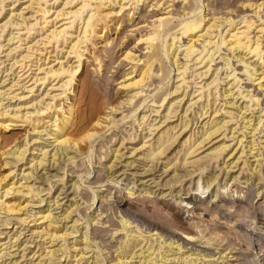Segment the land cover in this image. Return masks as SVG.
Returning a JSON list of instances; mask_svg holds the SVG:
<instances>
[{
  "label": "bare ground",
  "instance_id": "6f19581e",
  "mask_svg": "<svg viewBox=\"0 0 264 264\" xmlns=\"http://www.w3.org/2000/svg\"><path fill=\"white\" fill-rule=\"evenodd\" d=\"M2 1L4 2L5 0H2ZM56 1H59V0H56ZM129 1L130 2L133 1L132 4H134V6H132L131 8L132 9L131 13L133 10L135 11V8H136L135 6L137 4L140 5V3H142L141 5H144L147 2L150 4L149 6L151 10L147 12V15H141L138 18L139 20L132 24L134 28L136 27L135 28L136 30H141L142 32L143 31L146 32V33L141 34L140 38L138 39V42L136 43L144 47H142V49H139V53L138 52L134 53L133 51L129 50L124 53V56L122 58L118 57L115 59V51H116L114 49L115 39L112 38L108 40L106 38L107 29L109 28L106 22L111 16L114 15V11L106 12V9L108 8L107 7L108 5L119 4L117 7V9L119 10L115 13L117 15L119 12L121 13V11L125 9V7L127 8L126 3L127 4L129 3L128 0H67L63 2L65 4L63 9L60 8L61 10L59 9L55 11V13L57 14L54 17H52L54 14H51L53 8H50V6L54 3L50 4V0H31L29 8L31 6L33 9V6H38L36 7L38 9L34 11L36 12L34 15L35 17L39 16V15L37 16V14H40L42 16V18L41 16L39 18L44 19V20H41L44 22L43 23L44 26L41 25L43 28L42 29L40 27L39 28L41 29V31H44L43 33H46V35L43 38L41 37L42 39H39V40L36 39L37 41L36 40L35 41L39 44L40 40H45L46 42L45 41L43 42L46 43V46L48 45L47 47L51 48V49L46 48L44 49V51H41L43 52L41 56L45 55L44 54L45 50H47L46 53L48 54V57H47L48 60H50L51 56H55L56 58L54 60L53 58H51L52 60L50 61L46 60L47 62H43L42 58L44 57L34 58L33 57L34 55L31 54L32 55L31 56L29 54L30 52L28 54L26 53L25 55H22L23 56L22 59L15 61L14 63V65L17 63H20L21 64L20 67H22L21 70L19 71L20 75L19 73L18 75H19V79L21 80V84L22 82L24 83L22 85H20L19 83L20 86L18 89H22L23 92L27 91L28 94L30 92H32L30 94H33L35 90V86L33 87L32 85L36 84L39 81L40 82L42 81L44 85L45 81L47 82V80L49 81L52 78L53 82L55 83L51 85V87H49L50 91L52 90V91L59 92V90H61L62 92L52 93V92L46 91L47 93L46 95L47 96L49 95V98L51 97L50 99L52 101V102L47 101L48 103L42 100L43 97L40 95L42 97L41 99L42 102L44 101L43 103H46L45 107H43L44 105L41 106L39 101L38 102L41 107L38 106V104L36 103L37 100H35L36 101L35 103L31 101V105L28 104V106H32L34 104L38 108V109L33 108L36 110L33 112H30V111L23 112L22 110L23 106L20 107L19 105L18 106L15 105V108H13L14 107L13 106L12 108L15 110L10 111L11 109H6V106L4 105V102H5L4 99L0 98V122H2L0 123V127L5 128L6 130L7 129L11 130L12 128H9V127L11 126L14 127L15 124L17 125L19 122L20 123L22 122L21 124H24V123L25 124L28 123L29 125L32 124V128H30L32 130V133H39V132L45 133L47 131L48 133L46 132V135L50 136L49 138L54 139V140L52 139L53 140L52 143L54 144L56 143L55 144L56 151L53 152V154H51V157H53V161H54L53 165L56 163V161L58 162L59 159L63 158L61 157V153H63L62 155H64L65 153V155L68 156L67 158H69V160H72L74 162H76V159L78 156H79L78 158H80V156H83V160L84 159L88 160L92 169H90L89 168L90 166H89L85 171L81 170L80 172H78V178H79L78 180L83 181L84 182L83 184H86L87 182V180H84V178H86L84 173H87V176H89L87 177V179H89L91 174L93 173V165H94L93 153L97 151L96 153L99 155V157H103V156L107 157V154H109V152H108V149L104 151V147L109 145V143L113 140V138L117 137L119 134V132L114 131L112 132L109 140L105 141L103 138L104 136L107 137V135H104V133H107V131L113 127H116V126L120 127V125L124 123H131V126L133 128L134 127L136 128V123H138L139 126H142V124H144L145 127L147 128L149 127V129L153 131L154 134H155V131L158 130L156 134L158 135V137L156 136L157 139L154 142H151L150 144H148L147 148L145 147L146 150L148 149V151L146 152L148 153L146 157H152L154 159L158 158V161H159V158L161 159L162 156L167 154V151L170 149V147L174 145V143L177 142L179 136L183 133V131L187 130L189 126H190V129L184 134V136L185 135L187 136L184 138L183 146L181 149V150H185L184 161H186V163L190 162L191 160L190 158H193V157L195 158L196 156L204 153L206 150H209L206 157L211 156L212 158L214 159L216 158L218 160L220 157L223 156L222 157L223 163L224 165L227 164V167L230 166L228 161H226L227 156L232 157L234 155L233 157L237 158L236 163H238V161L242 158L245 152H247V150L249 153L253 154L252 151L253 150L255 151L256 146L263 143L262 137L260 136L256 137V136L257 134H260L261 132L264 131L263 130V127H264V15L261 14V11H264V0H255L254 2L253 0H238V1H233V0H129ZM216 1L218 2L217 4L214 3ZM239 2H242V4L238 5ZM36 3L38 5H34ZM70 5H74V6L72 7ZM112 7H110V9ZM233 7H239V8L241 7L242 9H245V10H242V9L240 10L239 8H238L239 10H237L236 8H234L235 9L234 10ZM68 8L70 9L68 10ZM248 10H251L252 12H254L258 16V18L249 17V15L246 14ZM20 12H19V15H22V11ZM122 12L124 13V11ZM239 17L241 18L240 22L244 24L237 22V18ZM131 19L132 18L130 17V20ZM141 19H144L145 21L142 22ZM78 21L79 22L81 21V24L83 23V25L81 26V24L78 23V25L80 24L81 27L77 25L79 28H77L74 31V28L76 27L75 26L76 22ZM10 22L13 23L12 19L8 20L5 26H7V23L10 24ZM14 22L16 21L14 20ZM19 23L21 22H17L14 24L19 25ZM123 23H124V20L120 21L119 23L120 25H118V29L121 28V25H123ZM22 24H24V22ZM32 24L35 26L38 24V22L37 24L36 23H32ZM20 27L19 29L23 30ZM32 29L33 28H31V30ZM131 34L132 33H130V35ZM127 35L129 34L125 33L124 36L127 37ZM95 36H98L99 39L105 38V40H103L105 44H103L102 46L103 48L102 53H103L104 58L109 57L108 60H104L107 62L106 64L103 62V57L101 56V54H97V53L94 54V50L92 53L90 51V49L92 48L91 45L93 44L92 41L94 42L93 38ZM9 39L12 41L14 37L12 36ZM18 39L20 42L24 40L21 37H18ZM185 39H187L188 42L185 43V41H187ZM122 40L123 39H121L120 41ZM170 40H172V42H170ZM201 41L203 43L202 50L199 48V46L197 47V45H199ZM36 42L33 43L35 46L37 44ZM63 43L64 45L66 43L69 44L68 45L69 50L66 51L68 54L66 56L64 55V58L66 59L63 58L64 60H60L59 54L58 56L55 54L53 55V52L57 53L58 51H63L65 47L63 46ZM61 45L63 46V48L59 50ZM30 47H28L27 49H29ZM35 48L37 49V47ZM179 49H181V54L185 52V57L187 59L194 56L195 54V56L192 57L191 62L192 60L196 58L197 59L195 60L196 65L198 64L197 65L198 67L199 65H201L200 68L206 69L204 71L202 70L200 74L198 73V76L200 75V78L205 77L212 70L213 72L211 74L215 75L214 78L210 76L213 79L209 83L206 81L208 83V85L207 84L206 85H207V91L209 93L202 91L203 89H205L204 87L206 86H204L202 90L200 88L201 93L196 96V98H199L197 101L195 100L196 102L201 100L207 94H208L207 95L208 97L211 96L212 91H214V89L216 88L219 89L217 85V87L215 88L213 87L214 89H212L211 91L210 85L212 88L213 84H217L219 82L218 79L221 77V74H220L221 70L224 69L225 67L227 69L226 77L230 78V81L228 82L229 85L236 84V87L239 88V94L237 93L238 96L240 95L244 97L245 100L246 98H248L246 109L247 110L249 109L247 106L252 107L253 105H255L257 109L260 110L261 112L259 113V116L257 118H253L254 113H255L253 111H252L253 115L249 119H247L243 115L242 119H243V123L245 122L244 123L245 125L240 126V128H238V126L237 127L234 126L235 128H233L232 130L231 127H228L229 126L228 123L230 122L231 124V121H233L234 119H227L226 117H224L223 119L221 118V121H219L220 116H216V115H219L220 110L223 108V107L218 108L217 102H219L218 101L219 98L217 96H220V95L223 96L225 93L220 94L219 92L220 95L217 94L216 96V94L213 92L215 96L213 95L214 97L213 96L211 97L214 98V103L208 100L207 105L205 106L202 105L201 110L197 113V115L200 114L198 115L199 117H196L195 119V120H198V122H199V118H202V116L207 115L205 119L206 118H209V119L207 122L204 123L202 127L203 131H202L201 136L197 137L198 136L197 135L195 137L196 133H199L200 131L199 129L198 131L196 130L198 128L197 126L194 130H192L193 129L192 126L194 123V121L192 120L193 118L191 119L189 117V120H188L187 119L188 115L184 116L183 114L182 116L179 115L181 116L179 117L177 114L181 106L177 109L176 104H178L179 106L180 103L184 100V98L179 95L181 98L178 99L179 96L176 94L172 98L169 97L173 93H179V90L182 89L183 86L185 85L187 86V84H189L188 83L189 81H187V78H186L187 77L186 74H187V70L191 68L190 65L188 67V64L190 61L187 62L188 60L185 59L187 61L184 60L185 62H182L183 63L182 67L181 68L178 67L179 72H178L177 81L178 83L180 82V84H178L176 89H174V91L172 90L163 91L164 86H166L171 81L172 74L174 71V69H170L169 71L163 73L164 71L163 64L168 62L169 64H171V67L173 65L181 66V64H179L181 62V61L179 62V55H181L178 52ZM223 49H226L229 53L225 52L226 54L223 55L222 53L224 52H221ZM41 50H42V47H41ZM236 51L239 54L237 56L235 55L237 53ZM231 52L233 55L230 54ZM96 54L97 56H95ZM89 58L93 60L91 64L92 65L95 64L97 66L96 68L94 66L95 70L92 68L95 71L93 72L97 73L96 78L89 77L87 79L85 77H82V73L87 72L86 63H88V61L90 60ZM218 58L219 59L221 58L225 63L224 64H222L223 62L217 63L216 61ZM234 58H237L238 60L235 62ZM117 59H119L118 62H117ZM125 61H128L129 64H132L131 67L129 68L130 70L125 73L126 80H124L123 83H120L122 85L119 84L120 85L119 88L122 87L125 90V94L120 97L119 101L113 102V98L115 97L116 93L110 89V82L113 80V77L110 75V72H113V67L115 63L116 64L118 63V65L120 66ZM33 65H35L36 67H33ZM57 65L59 67L56 68ZM214 65L217 67L213 69ZM27 67L29 68L27 69ZM102 67H104L103 68L104 71H102ZM33 69L36 70L35 75H32L34 71ZM41 74H44V75L42 76ZM204 74L205 76H203ZM31 80L33 82H31ZM231 81L233 82L230 83ZM195 83L197 82L195 81ZM152 86L154 88H151ZM233 87H235V85ZM12 88L13 87H11V89ZM197 91H199V89ZM229 91H232V90L229 89ZM64 92L65 93L69 92V94L64 96L65 95ZM232 92L231 93L229 92V94L233 95L234 93ZM1 94H2V91H0V95ZM17 95L18 94L15 95L14 93V96L13 95L12 96L13 97L16 96L17 98ZM22 95L23 96L20 95L19 98L24 99V98L29 97L28 95H24V94ZM226 95H228V93H226ZM95 96L101 97V101H99V103L97 102L93 103L94 101L93 102L91 101V99L94 100ZM8 97L10 98V96ZM62 97H63V100H61L60 103L58 104L56 101ZM227 97H229V95ZM193 99H191L190 101L192 102ZM65 100L66 101L70 100L68 105H66L67 103ZM195 101L192 104H195L196 103ZM228 101L225 100V103H227ZM149 102H151V105H149ZM231 103H233V101L230 102L229 104L231 105ZM79 105H82L84 109L82 108L83 110L78 111L77 107ZM213 105H216V107L213 108ZM9 106H7V108H10ZM143 106L145 107L153 106L151 110L152 112L155 111L157 113L156 115H158V113L160 112V109L163 106H166L164 109L167 111L166 118H168V120L174 117H177V116L179 117L178 120L181 118V122L179 123H181L182 126L179 130L183 128V131L180 134H178L177 132H180V131L179 130L177 131L176 129L178 128L179 124L177 123V125H172L174 123L173 121H177V120H169L170 122H168L163 127L161 125L166 123L167 120L162 121L163 123L158 126L154 124V122L157 119L151 120L150 123L148 124V120L150 116H148L145 113L143 114L142 117L139 116V111L143 108ZM155 107H158V109H155ZM27 108H23V109H27ZM52 109L55 110L54 115L49 116V118L51 119L48 121V125H45V127H43L44 130L40 129L39 131L38 127H40L41 125L40 123L42 122V120L46 119L44 114H46L47 111L52 110ZM187 109L189 110V108ZM205 109L207 110L205 111ZM244 109L243 111L245 113L246 110ZM120 110H122L120 112L122 116L120 118H117L116 114H118V111ZM222 110H224V114L226 115L227 114L231 115V113H233V111L225 110V108H223ZM252 113H249V114L251 115ZM42 116H44L45 118L41 119ZM238 116L239 114H236L235 116H232V118L233 117L235 118ZM6 122H9V123H6ZM15 122H18V123H15ZM169 123H172V124L170 125ZM20 126L22 127V125ZM48 127L49 129L50 128L51 129L48 130ZM123 127H121V131ZM107 128L109 129L106 130ZM246 128L247 130L245 131ZM248 129H251V131L249 130L250 132H248ZM31 130H26L25 138L20 144L16 145L17 147L14 146L13 148H11V146L10 147L8 146L9 144H6L9 147V149H6V150H9V151L5 152L3 150L4 147L2 149V151L5 152V154L9 156V158L12 155L11 160L10 159L8 160L5 158L6 160L5 164L10 165V172L6 174L5 176L0 177V213L7 214V215L5 214L6 218L4 219L2 218L3 220H1L2 224L5 226H9V224H13V221L11 222L10 220V219L15 218V217L12 218L13 214L16 216L19 215L17 216L18 218L16 217L17 223L18 222L23 223V224L27 223L29 221L28 220L29 217L26 218V215L32 212L30 208L31 206H34V203H35L34 197H36V195H39L41 193V190H38L37 188H35L34 185L36 183L32 185L28 184V181H29L28 178L32 179L30 176H32V174L34 173L33 171L34 169H36L37 166L39 165L42 166L45 163H48L46 161V157L50 155L48 153V149L44 147L47 151L44 149L45 151L42 153L44 154V157H41V158L39 157L40 160L36 161V163H35V160H36L35 153L33 152V154H31L32 159L30 157V161L27 163H32L31 164L32 168L34 167L33 164L34 165L39 164V165H37L33 169L31 168L32 170H30L29 172L23 173L24 174L23 179H25V182L21 181L20 179L16 180V176L18 177V175L15 174L16 168L14 169V166H13V164L17 165V163H19L22 160L24 161V159H26L25 158V156L27 155L26 153L29 151L28 146L29 144H31L29 135H28V134L31 135ZM174 130H176L177 132H175ZM191 130L192 132L190 134ZM228 130L231 136H229V134L227 133ZM240 130H243L242 131L243 136L241 138H240L241 135H239L240 134L239 132H241ZM249 133H252V136H251L252 139H250V141L247 144L245 143L246 145H244V138H247V135ZM122 134H124L123 131H122ZM152 134L153 133H151V135ZM236 134L239 136H237ZM221 135L223 136V138L215 140ZM229 137L232 139V141L236 140L239 146L236 144L237 147L234 148V151H232L233 150L232 148L229 152H227L228 149L232 145V143L231 144L227 143L226 138H229ZM134 138L135 137H133V139ZM125 139H126V136L124 137V140ZM5 140L7 141V138L6 139L4 138L3 140L0 136V147L1 148L2 146L5 145V142H6ZM148 140L144 141L145 143L142 147L147 145ZM24 141L25 143H23ZM37 141H38V138H37ZM212 142L213 144H211L209 147L205 149V147ZM38 143H41V142H36V144ZM240 144L242 147V151H241V148L239 149V151H236L238 147H240ZM99 145H100V151H98V148H97ZM22 146L24 147L22 148ZM246 147H249V149H245ZM34 149L36 150L37 148H34ZM260 149L261 147L258 150L259 154L257 156L259 155L262 156V151L260 152ZM35 150H32V151H35ZM59 151H61L60 154H59ZM113 151H114L113 152L114 154L115 152H120L119 149L118 150L115 149ZM135 151L137 150L135 149ZM226 152L227 154L225 155ZM70 153H73V155L71 154V156L69 157ZM239 153L241 154L237 156V154ZM58 154H59V157L57 159L56 156H58ZM256 154L254 153L253 156L256 157ZM206 157H199V159L197 158L196 160H192L191 163L194 162L196 163V165L198 164V166H200L199 169H201L204 167V166L202 167L201 165L205 164L206 161L204 160V158ZM48 159H50L48 160L49 162L50 161L52 162L51 158H48ZM255 161H259V158H256ZM233 162L235 163V161ZM247 162L248 161H246V163ZM168 165H170V162L167 163L165 166L167 167ZM18 170H22V169L19 168ZM35 171H37V169ZM176 171L174 170V172ZM257 171L261 172V170H257ZM254 172L255 174H257L256 171ZM97 173L98 174L95 176L94 180L91 183H99V182L104 181L102 170H98ZM9 176L10 178L9 180H7ZM258 176L260 177V179H262L261 173L257 175V177ZM216 179L217 177L211 176L209 180H207L206 182L207 185H205V187L203 188L209 189L210 186L213 185V182L216 181ZM115 183L117 184L116 180H115ZM245 183L247 184L246 187H243L237 184H231V185L229 184L230 185L229 188L231 189L230 192L229 190H226L227 186H223L222 188L225 189V191L222 192L223 189L222 190L219 189L215 191L216 193L215 199H210L209 198L210 194H208L207 196L204 195L206 193L205 190L202 192L203 196H201L202 195L201 194L199 196V199H198V195H199L198 192H194L191 196L187 195L186 197L182 198L180 203L182 205H185L183 206V208H187L188 213L192 214V217L190 219L191 221L193 220V222L184 221L183 219H181L179 215H177L178 213H174V216L172 218H167L171 216L169 213V209L172 210L175 208V206L172 207L170 202H167V204H165L167 205L166 208L165 207L162 208L160 207V205L159 207H157L158 205L156 204L157 206L155 205V207L147 210V212H150L153 216L158 218L156 220H159V219L163 220L165 216L166 218L164 222L160 220H159L160 222L150 220L146 216L143 215L142 211H140L138 207L133 205L131 202L129 203L128 200H126L127 195L117 198L115 203H111L110 201L107 200L105 196H101V200L98 199L97 207L99 206L98 209L100 210V212L102 211V215L103 213L109 210L107 208L108 204L106 205V201L111 203V206H112L111 209H113L114 213L112 214L107 213L109 215L106 216V219L100 218L101 220L99 219L100 221L98 220L99 222L98 221L97 222L98 224L101 222L100 224L102 225L110 223V227L114 226L115 227V231L113 232L114 235L124 230L129 231L130 226L132 224L133 225L135 224L134 227H137L136 229H139L141 233L142 232L143 233L148 232V234L150 233V236L147 237L146 240L147 239L152 240L153 239L152 237L156 235V237H154L155 239L153 240L160 241L163 244H164V241L166 243L167 240H170V243H168L169 246L177 244V247L181 249L185 245L189 246L190 244H192V247L195 246L196 247L195 249L197 251L199 250L197 253L193 252L188 255H186L185 252H183V254L180 255V257L171 258L172 259L171 263L173 264H264V185L258 186L257 184L251 183L250 179H248ZM198 184H199V188L202 187L200 183ZM111 188L112 187H110V189ZM233 188H235L234 191L232 190ZM84 189L92 190L94 198H93V203L92 202L91 203L92 205L95 204L98 198V195H97L98 189L96 190L95 188H93L92 184H89V186L87 185V187H85ZM121 190H119V192H121ZM188 193L190 192L188 191ZM204 197L207 200H204ZM57 200L55 199V201ZM42 201H45V199H42ZM58 203H59L58 201L56 203L54 202V205ZM73 205L74 204L72 202L67 207V209H65V212H64L65 216L63 217L64 220L67 221L68 220L67 218L70 219L73 212H78L80 214L79 212L80 204L76 203L75 206ZM41 213L42 212H40V214L38 213V215L34 217L36 220L35 224L38 221V223L36 224V226L37 225L38 226L37 227L35 226V227L39 228L40 226V228H42L40 232L37 231L39 234H42V235H39L41 236V241L43 240L42 236H45V237L49 236L50 242H52L54 245L57 243L56 241L58 242L62 241L61 242L62 244L60 245L59 250L68 249L70 251L71 249L75 248L74 250L76 251L77 250V247H76L77 239H76L75 244L74 243L73 245L71 244L73 248L68 247L66 245L68 243L66 242L68 241L69 236L71 237V235H74V233H77V232H74L75 231L74 228L78 224V222L82 220L80 219L81 217L77 218L75 216L77 219H75V221L73 222L72 229L74 231L71 229V231L68 232L67 230L66 231L64 230V227L61 228V225H59L58 223L60 220H62V218L59 220V217H56L57 215L55 214L53 215L51 210L48 209L46 213L44 214H41ZM118 213L121 214L122 219L120 223L122 225L118 224L115 221V216H117ZM163 213H166L169 216H166V215L162 216ZM24 214H25V217H24ZM81 214L79 216H83ZM0 218H1V215H0ZM87 222H88L87 223L88 225L86 224L87 231L84 233L82 239L79 241L85 243L86 247L89 248L90 246L88 245L91 241V240L89 241V239L91 237L89 236L90 231H88V229L90 230L89 225H91V223L89 221ZM133 225L131 226V228H133ZM22 226H25V225H22ZM67 227L68 226H66V228ZM35 231L33 229L32 231V233L34 232L33 235L36 233ZM78 231L80 232L81 230H78ZM100 231L109 232L113 230L112 229L105 230L103 226L95 227L94 232H93L95 240L91 242L92 243L95 242L94 243L95 244L94 253H97V256H96V260H94L92 263L106 264V262H108V257L111 258V261L109 262V264H124L126 260L130 261V259L128 258L129 256L127 257L126 254L134 255L136 253L135 248L137 249L138 248L137 246L139 245L135 244L133 249L129 251V248L133 246V242L131 241L129 242L127 238L125 239L124 242L121 243V246L119 245L120 248L123 249V250L121 249L122 251L120 252L119 255L118 254L117 256L113 255L112 251L109 250L105 256L103 255L104 253L101 256H99L100 253L103 252V248L102 249L100 248L99 240H96V238H99V237L103 238L102 237L103 234L101 235ZM178 231H182V233H184L185 235L184 236L180 235ZM1 233H6V232H2L0 230V234ZM18 233L21 234L22 236V231L17 232V234ZM45 237L43 238L45 239ZM20 238H21L20 235L19 236L17 235L14 241L15 243L12 244L11 247L13 246L15 247V245L17 246L18 242L21 241ZM162 239H164V241H162ZM198 239H200L201 242L202 240L205 239L204 242L207 245L216 246L217 247L216 249L218 250L217 253H219L220 255L218 257L217 255L215 256L216 252L210 248H200V247L198 248L196 244V240ZM47 241L49 240L47 239ZM92 243H91V246H92ZM4 244L5 243H2L1 246L2 245L5 246ZM41 244L39 245L40 247H42ZM106 247L104 249H106ZM59 250H55L53 248V250L49 251V255L53 257L55 256V253ZM89 250H91V248ZM94 253L90 256L83 255L84 256L83 259H86L85 260L86 263L91 261V259L95 258ZM121 253H123V255H121ZM194 253L196 254L194 255ZM136 255L137 254H135V256ZM23 256L26 257L24 253H23ZM144 257L145 256H143V258ZM167 257L168 255H165V254L163 255V259L165 258L164 259L165 262L168 259H170ZM125 258H128V259H125ZM152 259L153 258H151L149 261H147L148 259L143 260V261L145 263L146 262L149 263L150 261H152ZM159 259H160V256L158 260L154 258V261H155L154 264H163V263H159ZM41 263L42 262H39V264ZM76 263L81 264V260L77 261Z\"/></svg>",
  "mask_w": 264,
  "mask_h": 264
},
{
  "label": "rangeland",
  "instance_id": "374dc122",
  "mask_svg": "<svg viewBox=\"0 0 264 264\" xmlns=\"http://www.w3.org/2000/svg\"><path fill=\"white\" fill-rule=\"evenodd\" d=\"M1 1L2 0H0V49H1L0 50V91H2V94L3 93L4 94L3 95L1 94L0 98L4 99V101H5L4 105L6 106V109H11L10 111L15 110V109H13V108H15V105H17V106L19 105L20 107L23 106V108H27L28 107L27 109H23L22 108L23 112L24 111L33 112V111H36L33 108L38 109L36 107V105L33 104V103L36 102L35 100H37L36 103L38 104V106H40L39 105V102H40L41 106L44 105L43 107L46 106V103H43L44 101L52 102L51 99H50L51 97L49 98V95L48 96L46 95L47 94L46 91H49V92H52V93L53 92H58V91H52V90L50 91V88H49L55 82H53L52 78H51L52 80L50 79L49 81L47 80V82L45 81L44 85H43L42 81L41 82L39 81L36 84L32 85L33 87L35 86V90H34L33 94H30L32 92H30L29 94H28L27 91L23 92L22 89H18L19 86L24 83V82H22V84H21V80L19 79V75H20L19 71L21 70L22 67H20V65H21L20 63H17L15 65H14V63H15V61L21 60L22 57H23L22 55H25L26 53L28 54L29 52H30L29 53L30 55L31 54L34 55L33 56L34 58L35 57H44V58H42L43 62L50 61V60H52L51 58H53V60H54L56 57L55 56H51L50 60H48L47 59L48 54L46 53L47 50H45V53H44L45 55L41 56V54L43 53L41 51H44V49H46V48H49V49H51V48L47 47L48 45L46 46V43H45L46 41L45 40H40L39 44L36 42L37 40L42 39L46 35V33H43L44 31H41V29L43 28L42 26H44L43 25L44 22L41 21V20H44V19H41L42 16L40 14H37V16L39 15L38 17H35V15H34L36 13L34 11H36L38 9V8H36L38 6H33V9L36 8L34 10L32 9L31 6L29 8L31 0H5L6 2L5 1L1 2ZM64 1H67V0H59V1L50 0V4L54 3V4H52L50 6V8H53L51 14H54V15L52 17H54L57 14V13H55V11L59 10L60 8L61 9L64 8V5H65L63 3ZM233 1H238V0H233ZM254 1L255 0H253V2ZM128 2H129L128 4L126 3L127 8L125 7V9H127V10L124 9V10H122V11H124V13L121 11V13L119 12L117 15L115 13L119 10V9H117L119 4H114V5L111 4V5L107 6L108 8L106 7L107 8L106 12L114 11V15L111 16L106 22L108 27H109L107 29L106 38L108 40H110L112 38L115 39V43H114V47H115L114 49L116 50L115 51V59L118 58V57L122 58L124 56V53L129 51V50L133 51L134 53L135 52L139 53V49H142V47H144V46L136 44V43L138 42V39L140 38L141 34L146 33V32L145 31L142 32L141 30H136L135 29L136 27L134 28L132 26V24L134 22H137L139 20L138 18L141 15H147V12L149 10H151V8L149 6L150 4L148 2L145 3L144 5H141L142 3H140V5L137 4L138 6L137 5L135 6L136 7L135 11L133 10L132 11L133 14H132L131 13V10H132L131 8H132V6H134V4H132L133 1L130 2L128 0ZM214 3L217 4L218 2L216 1ZM108 4H110V3H108ZM241 4H242V2L238 3V5H241ZM34 5H38V4L36 3ZM70 6L73 7L74 5H70ZM72 7H70V8H72ZM110 7H112V8L110 9ZM70 8H68V10ZM234 8H236L237 10H239V9L241 10L242 9L241 7L240 8L239 7H233V9ZM242 10H245V9H242ZM20 11H22V15H19ZM207 12H208V10H207ZM246 14H248L249 17L258 18V16L254 12H252L251 10H248V12ZM261 14L264 15V11H261ZM40 16H41V18H39ZM10 17H12V18H10ZM130 17L132 18L131 20H130ZM9 18L12 19L13 23L12 22H10V24L7 23V26H5L6 22L8 20H10ZM13 19L16 22H14ZM240 19H241L240 17L237 18V22L241 23ZM123 20H124L123 25H121V28L118 29V25H120L119 24L120 21H123ZM141 21L143 22L145 20L141 19ZM17 22H21V23H19V25L14 24V23H17ZM23 22H24V24H22ZM37 22H38V24H37ZM32 23H36L37 24V25H35L36 27ZM78 23L81 24V21L80 22L79 21L76 22V25H75L76 27L74 28V31L77 28H79L78 26H80V24L78 25ZM26 24H28V25H26ZM241 24H244V23H241ZM82 25H83V23L81 24V26ZM19 27L22 28L23 30L19 29ZM28 27L30 28V30H29ZM31 28H33V29L31 30ZM125 33H128L129 35H130V33H132V34L130 36L127 35V37H125L124 36ZM12 36L14 37V39L11 41L9 38L12 37ZM18 37H21L24 40H22L20 42ZM97 37L98 36H95L93 38L94 42L92 41L93 44L91 45L92 48L90 49V51L92 53L93 50H94V54L95 53L101 54V56L103 57V62L106 64L107 62L104 61V60H108L109 57H105L104 58L103 53H102V50H103L102 46H103V44H105L103 40H105V38L99 39V37L98 38ZM121 39H123V40L120 41ZM185 40H187V39H185ZM43 41H45V42H43ZM35 42L37 43L36 46L33 44ZM170 42H172V40H170ZM186 42H188V40L185 41V43ZM44 44H45V46H44ZM202 44L203 43L201 41L199 43V45H197V47L199 46V48L201 50H202V47H203ZM68 45H69L68 43H66L65 45L63 43V46H65L64 50L63 51H58L57 53L53 52V55L55 54V55L58 56V54H59L60 60L66 59V58H64V55L66 56L68 54L66 52L67 50H69V46ZM63 46L61 45L59 50L62 49ZM28 47H30L29 48L30 50L27 49ZM35 47H37V49ZM41 47H42V50H41ZM183 48H181V49H183ZM181 49H179V51H178L180 54H181ZM35 50H37L38 52L35 51ZM33 51H35V52H33ZM221 52H224V53H222L223 55L226 54L225 52L229 53L226 49H223ZM97 54L95 56H97ZM230 54L233 55L232 52ZM218 55H216V56H218ZM235 55L236 56L239 55L238 52ZM194 56H195V54H194ZM194 56H192V57H194ZM184 57H185V52L182 53L181 55H179V62L180 61L181 62L180 63L178 62V63L181 64V66L180 65H178V66L173 65L172 67H174V66L175 67L172 68L171 64H169L168 62L163 64V69H164L163 73L169 71L170 69H174L171 81L166 86H164L163 91H166V90L174 91V89H176L178 84H180V82L178 83V81H177L178 80V72H179L178 71V67H180V68L182 67V65H183L182 62H185L187 60H188L187 62L190 61L189 64H188V67L190 65L191 68L188 69L189 71L187 70V74H186L187 81H189L188 83L190 84V85L187 84V86H189V87H187L185 85V86L182 87V89L179 90V93H173L169 97L172 98L176 94V95H178V96L180 95L181 97L184 98V100L181 102L182 104L180 103L179 106H178V104H176V108L177 109L181 106L179 108V112H177V114H178V116L179 115L182 116L183 114H184V116L188 115V117H187L188 120H189V117L191 119L193 118L192 120L194 121V123H193V126H192V128H193L192 130H194L196 128V126H197L198 128L196 130L198 131V129H199V131H200L199 133H196L195 137L197 135H198L197 137L201 136L202 131H203L202 127H203L204 123L207 122L208 119H209V118L205 119V117L207 115L206 116H202V118H199V122H198V120H195V119H196V117H199L198 115H200V114L197 115V113L201 110L202 105L203 106L207 105L208 100L214 103V98L213 97L215 96V94L217 96V94H219V92H220V94H224V93L225 94L223 96L219 94L221 97L217 96L219 98V100H218L219 102H217L218 103L217 104L218 108L223 107V108H225V110L233 111V113H231V115L227 114L228 115L227 116L226 114H224V110H222L223 109L222 108L220 110L219 115H216V116H220L219 117V121H221V118L223 119L224 117H226L227 119H234L233 121H231V124H230V122L228 123V125H229L228 127H231L232 130H233V128H235L237 126H238V128H240V126H244L245 125L244 124L245 122L243 123V119H242L243 115L247 119H249L253 115V113H252V111H253V112H255L253 118H257L259 116V113H261V112H260V110L257 109V107L255 105H253V106L251 105L252 107L247 106L249 109L248 110L246 109L248 98H246V100H245L244 97H242L240 95L238 96L239 88L236 87V84H233V85L230 84L229 85L228 82L230 81V78L226 77L227 69L225 67H224V69L221 70V73H220L221 77L218 79L219 82L218 83L216 82L217 84H213L212 88H211V85H210V90L211 91H212V89H214L218 85L219 89L216 88V89H214V91H212L211 96H213V95L214 96L213 97L209 96L210 97L209 98L207 96L208 95L207 94L206 95L207 97L205 96L206 98L203 97L201 100L196 102L199 99V98H196V96L201 93L200 88L202 90L203 87L206 86V87H204L206 90L203 89L202 91H204L206 93H209L207 91V85L214 78L215 75L211 74L213 72V70H212L206 76H205V74L203 75L206 78L205 77H201L200 78V75L198 76V73L200 74V72L202 70L204 71L206 69L200 68L201 65H199V67L197 66L198 64L196 65V61H195V60H197L196 58L194 60H192V62H191L192 57L189 58L190 60L187 59L186 57L185 58ZM89 59L90 60L88 61V63H86L87 72H83L82 73V77H85L87 79L89 77L96 78L97 77V73H94L95 72L94 70H95V68L97 66L95 64L92 65L91 62L93 60H91V58H89ZM185 59H187V60H185ZM252 59H254V58H252ZM234 60L236 62L238 59L234 58ZM73 61H74V59H73ZM118 61H119V59H117V62ZM216 62L217 63L223 62L222 64L225 63L221 58L220 59L218 58ZM238 64H240V63H238ZM131 65L132 64H129L128 61H125L120 66L118 65V63L117 64L115 63V65L113 67V72H110V75L113 77V80L110 82V89L113 92L116 93L115 97L113 98V102L119 101L120 97L125 94V90L122 87L121 88H119V87H120V85H122L120 83H123L124 80H126L125 73L130 70L129 68L131 67ZM94 66H95V68H94ZM33 67H36V66L33 65ZM57 67H59V66L57 65L56 68ZM216 67L217 66L214 65L213 69L216 68ZM28 68L29 67H27V69ZM103 68L104 67H102V71H104ZM33 70H34L33 71L34 74L32 73V75H35V71L36 70L35 69H33ZM18 73H19V75H18ZM41 75L43 76L44 74H41ZM210 76L213 77V78H211ZM34 77H36V76H34ZM222 77H224V78H222ZM33 81H34V79H33ZM33 81L31 80V82H33ZM195 81L197 83H195ZM232 82L233 81H231L230 83H232ZM246 82H247V80H246ZM19 83H20V85H19ZM28 84H30V83H28ZM234 85H235V87H233ZM32 86H30V87H32ZM11 87H13V88L11 89ZM154 87H155V85H154ZM154 87L152 86L151 88H154ZM198 89H199V91H197ZM229 89L232 90L233 92L229 91ZM3 90H4V92H3ZM217 90H218V92H217ZM227 90H228V92H227ZM35 91H36V93H35ZM13 92L15 93V95L18 94L19 96L17 95V98H16V96L13 97L14 96ZM60 92H62V91L59 90L58 93H60ZM229 92L230 93L232 92L234 94L233 95L229 94ZM9 93H10V95H9ZM226 93H228L229 97H227L228 95H226ZM245 93H247V92H245ZM22 94L28 95L29 97L24 98V99L23 98H19L20 95L23 96ZM64 94H65L64 96H66V95L69 94V92H67V93L64 92ZM185 94H186V96H185ZM7 95L10 96V98ZM40 95L43 97V99H42V97ZM230 95H231V97H230ZM180 96H179L178 99L181 98ZM225 96L227 97V99H226ZM44 97L47 98V99H45ZM236 97H238V98H236ZM12 98H14V99H12ZM28 98H30V99H28ZM95 98H97V99H95ZM10 99H11V101H10ZM41 99L44 100V101L42 102ZM65 99H66V97H65ZM191 99H193L192 102L190 101ZM61 100H63V97L60 98L59 100H57L56 102L59 104ZM225 100H227V101L230 100V101L225 103ZM31 101L33 102L32 103L33 105L32 106H28V104L31 105ZM91 101L92 102L94 101L93 103H95V102L99 103V101H101V97L95 96L94 100L91 99ZM194 101L196 103L192 104ZM232 101H233V103H231V105H232L231 106L229 103L232 102ZM69 102H70V100H67L66 101V103H67L66 105H68ZM149 105H151V102H149ZM7 106H9L10 108H7ZM144 107L145 106H143V108ZM152 107L151 106L150 107L146 106L144 109L143 108L141 109L142 112H141V110L139 111V116L142 117L143 114L145 113V114H147L148 116L151 117V118L149 117L148 124L150 123L151 120L157 119L154 122V124H156V126H158V125L163 123L162 121L167 120L166 123L161 125L163 127L168 122H170L169 120H177V121H173L174 122V123L172 122L173 124L172 123H169V124L170 125L171 124L172 125H177V123H178L179 126L176 129L177 131L181 128L182 124L179 123V122H181V118L178 120V118L181 117V116H179V117L177 116V117H174V118L168 120V118H166L167 111L164 110L166 106H163L160 109V112L158 113V115H156L157 113L155 111L152 112V110H151ZM215 107H216V105H213V108H215ZM253 107H255V108H253ZM77 108H78V111L84 109L82 105H79ZM187 108H189V110ZM155 109H158V107H155ZM243 109L246 110L245 113H244ZM186 110H187V112H186ZM206 110L207 109H205V111ZM121 111L122 110L118 111V114H116L117 118H120L122 116V114H120ZM54 113H55V110L52 109V110H49V111L46 112L47 116H46V114H44L46 119L42 120V122L40 123L41 125H40V127H38L39 131H40V129L44 130L43 127H45V125H48V121L51 119V118H49V116L54 115ZM209 113H208V115H209ZM235 113L239 114V116L235 117V118L234 117L232 118V116L236 115ZM249 113H252V114L250 115ZM222 114H224V115H222ZM44 116H42L41 119L45 118ZM184 119H185V117H184ZM195 121H196V123H195ZM141 122H142V120H141ZM257 122H258V120H257ZM0 123H2V122H0ZM6 123H9V122H6ZM15 123H18V122H15ZM21 123L19 122L18 124L22 125V127L20 125H18V124L17 125L15 124L14 127H12V126L9 127V128H12V129L11 130L7 129L8 131L5 128L0 127V136H1V138L3 140H4V138L5 139L7 138V141L6 140H5L6 142L4 141L5 145L3 144L4 146H2V148L0 147V152H2V153H0V177L1 176L3 177V176H5L6 174H8L10 172V165L5 164V161H6L5 158L8 159V160L9 159L11 160L12 155L9 158V156H7L5 154V152L9 151V150H6V149H9L10 146H11V148H13L17 144H20L23 141V139L25 138L26 130H31L30 128H32V124L29 125L28 123H26L27 124L26 125L24 123L25 124L24 125V124H21ZM42 124H44V125H42ZM247 125H249V124H247ZM123 126H125L126 128L123 127ZM147 126H149V125H147ZM116 127H113V128L110 127L111 128L110 130H108L109 128H107L106 129V130H108L107 133H104V135H107L108 138L106 136H104L103 139L105 141H107V140H109L112 132H114V131L115 132H119L118 136L114 137L113 140L109 143V145L104 147V151H106L108 149V152H109V154H107V157L106 156L99 157V155L96 153L97 151L93 153V155H94V158H93V162H94L93 173L91 174L89 179H87V177H89V176H87V173H84V175L86 177V178H84V180H87L86 184H83L84 183L83 181L78 180L79 179L78 178V172H80L81 170L85 171L89 166H90L89 168L92 169V167H91L90 163L88 162V160H85V159L83 160V156H80V158H78L79 157L78 156L77 159H76V162H74L72 160H69V158H67L68 156H66L65 153H64V155H62L63 153H61V151H59V154L61 153V157H63V158L59 159V161H60V162L58 161L59 163L56 161V163L53 165L54 161H53V157H51V154H53V152L56 151V148H55V144L56 143L55 144L52 143L54 139L53 138H49L50 136L46 135L47 131L45 133H43V132H41V133L40 132L39 133H32V130H31V135L28 134L31 144H29V146H28L29 147V151L26 153L27 154L25 156L26 159H24V161L23 160L20 161L19 163H17V165L13 164L14 169L16 168V171H15L16 173L15 174L18 175V177L16 176V180L20 179L21 181L25 182V179H23V175H24L23 173H27L30 170H32L33 168H35L37 165H39V164H37V165L33 164L34 167L32 168L31 167L32 163H27V162L30 161V157L32 159V155L31 154H33V152L36 155L35 163H36V161H39L41 157H44V154H42V153L46 149H48V153L50 155H48V153H47V155L50 156V157L47 156L46 157V161L48 163H45L42 166L41 165L37 166L36 167L37 171H35L36 169H34V171H33L34 175L32 174V176H30L32 179L28 178L29 181L27 180L28 184H30V185L36 183L34 185L35 188H37L38 190H41V193L39 195H36V197H34V202H35V203L33 202L34 206H31V208H30V210L32 212L29 213L30 212L29 211L28 212L29 214L26 215V218L29 217V219H28L29 221L27 223H24V224L23 223H19V222L17 223L16 217L19 216V215L16 216V215L13 214V216L12 215L11 216H12V218L13 217H15V218L10 219L11 222L13 221V224H9V226H5V225L2 224L1 220L6 218L7 214L6 213H0V215H1V218H0V230L2 232H6V233H1L2 235L0 234V264H8V263H10V264L11 263L12 264H39V262H42L41 264H77L76 262L80 261V260H81V264H94L92 262L94 260H96L97 253H94V249H95V246H94L95 244L94 243L95 242L92 243L91 241L95 240L94 234H93L95 227H99V226L100 227L103 226L105 228V230L106 229H112L113 230V231H109V232L100 231L101 235L103 234L102 235L103 238H101V237L96 238V240H99L100 248L101 249L103 248V252L100 253L99 256H101L103 253H104L103 255L105 256L109 250L112 251L113 255H116V256H117V254L119 255L120 252L123 250L122 248H120L121 243L124 242L125 239L127 238V240H129V242L130 241L133 242V246L129 248V251L133 249L135 244L136 245L138 244L139 246H137L138 247L137 249L135 248V252H136L135 254H137L136 256H135V254L134 255L133 254H131V255L126 254L127 257L129 256L128 258L130 259V261L128 260L129 261L128 262L126 260V262L124 264H136V263L137 264H150L151 262H152L151 264H154L155 263L154 258H156L158 260L159 256H160L159 263L173 264V263H171V260H172L171 258L180 257V255H182L183 252H185V254L188 255V254H191L193 252L197 253L199 250L197 251L195 249L196 248L195 246L192 247V244H190L189 246L185 245L181 249H179L177 247V244L172 245L173 246L172 247V246H169V244H168V243H170V240H167V242L165 243L164 239H162V241H164V244H163L160 241L153 240V239H155L154 237H156V235H154L152 237L153 238L152 240H148V239L146 240V238L150 236V233L149 234H148V232H144V233L142 232L141 233V231L139 229H136L137 227H134L135 224L134 225L132 224L133 228H131L132 225L130 226V230L129 231L128 230H124V231L118 232L117 234L114 235L113 232L115 231V227L114 226L110 227V223L102 225V224H100L101 223L100 222L98 224V222L101 219H104V218L106 219L107 215L114 213L113 209H111L112 208L111 203H115L117 198L127 195L128 197L126 196V200H128L129 203L131 202L133 205L138 207L140 209V211H142L143 215L146 216L148 219L153 220V221H159L160 220V221L164 222L165 218H166L164 215H166V216H169V215H167L166 213H163L162 216H164V219L163 220L162 219L156 220L158 218L153 216L150 212H147V210L155 207L156 204L158 205V206L156 205L157 207H159V205H160V207H162V208L165 207L166 208L167 205H165V204H167V202H170L172 207L175 206V208L172 209V210L169 209V213H170L171 216H169L167 218H172L174 216V213H178L177 215H179L181 217V219H183L184 221L193 222V220L191 221V219H190L192 217V214L188 213L187 212V208H183V206H185V205H182L180 203L181 199L186 197L187 195L191 196L194 192H198V194H199L198 195V199H199V196L205 190L206 193L204 195L207 196L208 194H210L209 198L210 199H215V197H216L215 191H217L219 189L222 190L223 186H227L226 190H229V192H230L231 189L229 187H230L231 184H237V185L246 187L247 184L245 182L248 179H250L251 183L257 184L258 186L264 185V144H263L264 143V137H263L264 136V131L261 132L260 134H257V136H256V137L260 136L263 139V141H262L263 143L260 144V145H257L255 151L254 150L252 151L253 154L257 153L256 157H254L253 154L249 153L248 150H247V152H245V154L242 156V158L238 161V163H236L237 158H234L233 157L234 155L232 157L227 156L226 157V161H228V163L230 164V166L227 167V164L224 165V163H223V159H222L223 156L220 157L218 160L216 158L215 159L212 158L211 156H208L209 158L206 157L207 153L209 152V150H206L204 153L196 156L195 158L193 157L194 159L190 158L191 160L189 159L190 162H188L190 165L188 163H186V161H184L185 150H181V149H182V146H183L184 138L187 136V135L184 136V134L190 129V126L185 131H183V128L181 130H179L180 132H177L176 130H174L178 134H180L182 131H183V133L179 136L177 142L174 143V145H172L170 147V149L167 151V154H165L166 156L164 155V156H162L161 159L159 158V161H158V158L154 159L152 157H146L147 154H148V153H146L148 151V149L146 150V148H147L148 144H150L151 142H154L157 139L158 135H156V134H157L158 130H156L155 134H154V132L151 131L149 129V127L148 128L145 127L144 124H142V126H139L138 123H136V128L135 127L133 128L131 126V123H124V124H121L120 127L118 126L119 128L118 127L116 128ZM121 127H123L122 131H123L124 134H122ZM50 129L48 127V130H50ZM192 130L190 131V134H191ZM246 130H247V128L245 129V131ZM249 130L251 131V129H248V132H250ZM263 130H264V127H263ZM240 131L241 132H239L240 133L239 135H241L240 136V138H241L243 136L242 135L243 134L242 133L243 130H240ZM151 133H153V134L151 135ZM227 133L229 134V136H231V134L229 133V130L227 131ZM188 134H189V132H188ZM239 135H237V136H239ZM125 136H126V139L124 140ZM251 136H252V133H249L247 135V138H244V145H246L250 141V139H252ZM133 137H135V138L133 139ZM144 137H146V138H144ZM154 137H156V138H154ZM32 138H33V140H32ZM37 138H38V141H37ZM221 138H223L222 135L219 136L218 138H216L215 140L221 139ZM34 140H36V141H34ZM146 140H148L147 145L142 147L144 145V143H145L144 141H146ZM226 140H227L228 144L232 143L231 147L228 149L227 152H229L232 148H233L232 151H234V148L237 147V145H238L237 141L236 140L232 141V139L230 137L226 138ZM36 142H41V143L36 144ZM213 142L208 144L205 147V149L207 147H209L211 144H213ZM23 143H25V141ZM6 144H9L8 145L9 147ZM259 146L261 147L260 152L262 151V156L261 155L257 156L259 154V152H258V150L260 148ZM3 147H4V149H3ZM23 147L24 146H22V148ZM110 147L112 148V150H111ZM11 148H10V150H11ZM34 148H37V149L35 150ZM54 148H55V150H54ZM97 148H98V151H100V145ZM240 148H241V151H242L241 144H240V147H238V149L236 151H239ZM2 149L5 152H3ZM42 149H43V151H42ZM115 149L116 150L119 149L120 152H115V154H114L113 150H115ZM135 149L137 151H135ZM245 149H249V147H246ZM32 150H35V151H32ZM110 151H111V153H110ZM227 152L225 153V155L227 154ZM59 154H58V156H56L57 159L59 157ZM71 154L73 155V153H70L69 157L71 156ZM240 154L241 153L237 154V156H239ZM116 155H117V157H116ZM121 155H123V156H121ZM199 157H206L207 158V159L204 158V160L206 161L205 164L201 165L202 167L206 166L205 168L203 167V168L199 169L200 166H198V164L196 165V163H194V162L191 163L192 160H196L197 158L199 159ZM48 158H51L52 162L51 161L49 162L48 160H50V159H48ZM256 158H259V161H255ZM183 161H184V163H183ZM233 161H235V163ZM246 161H248L249 163L248 162L246 163ZM169 162H170V165H168L166 167L165 165L167 163H169ZM230 162L232 163V165H231ZM193 167H195V168H193ZM19 168H21L22 170H18ZM98 170H102V175H103V178H104L103 182H105V183H103V182L91 183L94 180L95 176L98 174L97 173ZM174 170L175 171L177 170V171L174 172ZM257 170H261V172H258ZM254 171H256L257 174H255ZM260 173H261L262 179H260L259 176L257 177V175H259ZM211 176L217 177L216 181L213 182V185H211L209 189L203 188V187H205V185H207L206 182H207V180H209V178ZM183 177H185V178H183ZM9 178H10V176L7 178V180H9ZM114 179L116 180L117 184L115 183ZM88 182H90V183H88ZM198 183H200V185L202 187L199 188V184ZM89 184H92L93 188H95L96 190L98 189L97 190V195H98L97 202L95 204H93V205H92V203H93L94 195H93L92 190L91 189H87V190L84 189L85 187H87V185L89 186ZM77 186L80 187V188H78ZM110 187H112V188L110 189ZM121 189H123V190H121ZM197 189H199V190H197ZM119 190H121V192H119ZM232 190L234 191L235 188H233ZM42 191H44V192H42ZM188 191L190 193H188ZM223 191H225V189H223L222 192ZM130 192L133 193V194H131ZM101 196H105L107 198V200L111 202L110 203V202L106 201V205L108 204L107 208L109 209L108 210L109 212L107 211V212L103 213V215H102V211L100 212V210L98 209L99 206L97 207L98 199L101 200ZM201 196H203V194ZM40 198L45 199V201H42V199H40ZM55 199L56 200L58 199L57 201L59 203L54 205V202L55 203L57 202V201H55ZM204 200H207V199L204 197ZM72 202L74 204L73 206H75L76 203L80 204V207H79L80 211L79 212H80V214L82 213L81 215H83V216H79L80 214L78 212H73L71 218L70 219L67 218L70 221H68V220L66 221L63 218L65 216L64 212H65V209H67V207ZM49 206H51V207H49ZM46 209L47 210L48 209L51 210L53 215L54 214L57 215L56 217H59V220L62 218V220H60L58 223H59V225H61V228L64 227V230L65 231L67 230L68 232L71 231V229L73 228V222L75 221V219H77L78 217L79 218L81 217L80 219H82V220H80L78 222V224L76 225L77 227L75 226V228H74L75 231L72 229L74 232H77V233H74V235H71V237L69 236L68 237V241L66 242V243L69 244V245L66 244L68 247L73 248L72 245H73V243L74 244L76 243V239H77V244H76L77 250L76 251L74 250L75 248L71 249L70 251L68 249L59 250L60 245L62 244L61 243L62 241H59V242L56 241L57 243L54 245L52 242H50L49 236L48 237L42 236L43 240L41 241V236H39V235H42V234H39L38 232H40L42 230V228H40V226H39V228H36L38 226V225L36 226L38 221L35 224L36 220H35L34 217L37 216L38 213L40 214V212H42L41 214L46 213L47 212ZM107 213H109V214H107ZM24 217H25V214H24ZM9 218H11V217H9ZM121 219H122L121 214L118 213V215L115 216V221L118 224L122 225L120 223ZM92 220H93V222H92ZM39 221H41V220H39ZM87 221H89L91 223V225H89L90 230L88 229V231H90L89 232V236L91 238H93V239H91L89 237L90 238L89 241L91 240L89 245H88V246H90L89 248L86 247L85 243L79 241V240L82 239L84 233L87 231V226H86V224L88 223ZM29 223H31V224H29ZM33 224H35V225H33ZM22 225H25V226H22ZM66 226H68V227L66 228ZM33 229H34V231L36 229V231H35L36 233L34 235H33L34 232L32 233ZM76 229L81 230V231L79 232ZM19 231H22V236L19 233L17 234V232H19ZM91 231H92V233H91ZM178 233L180 235H182V236L185 235L184 233H182V231H178ZM17 235L18 236L20 235L21 241L18 242L17 246L15 245V247L14 246L11 247V245L15 243L14 241H15V238L17 237ZM134 236H135V238H134ZM43 237H45V239ZM128 237H130V238H128ZM47 239L49 241H47ZM103 239H104V241H103ZM204 240H202V242L200 241V239L196 240V244H197L198 248L200 247V248L213 249L216 252L215 256L217 255V257H218L220 254L217 253V251H218L216 249L217 247L216 246L207 245L204 242ZM2 243H5L4 244L5 246H3V245L1 246ZM41 243H43V244H41ZM91 243H92V246H91ZM40 244H41L42 247L39 246ZM151 244H152V246H151ZM106 245H107V247H106ZM105 247H106V249H104ZM53 248L55 250H59V251H57L55 253L56 257L53 256L54 259H53V257H51L49 255V251L53 250ZM90 248H91V250H89ZM104 250H106V251H104ZM188 250H190V251H188ZM143 251H144V253H143ZM23 253L25 254L26 257L23 256ZM93 253H94L95 258L91 259V261L86 263L85 262L86 259H83V257H84L83 255L90 256ZM196 253H194V255ZM164 254L168 255L167 258H170V259H168L169 261L168 260L166 262L164 261V259H165V258L163 259V255ZM121 255H123V253H121ZM116 256H114V257H116ZM143 256H145V257L143 258ZM128 258H125V259H128ZM151 258H153V259L149 263L148 262L145 263L143 261V260H147V259H148L147 261H149ZM110 261H111V258L108 257V262H106V264H109ZM220 261H221V259H220Z\"/></svg>",
  "mask_w": 264,
  "mask_h": 264
}]
</instances>
